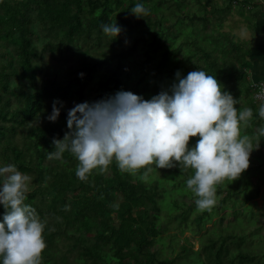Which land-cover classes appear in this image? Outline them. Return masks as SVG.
Instances as JSON below:
<instances>
[{
	"label": "trees",
	"instance_id": "trees-1",
	"mask_svg": "<svg viewBox=\"0 0 264 264\" xmlns=\"http://www.w3.org/2000/svg\"><path fill=\"white\" fill-rule=\"evenodd\" d=\"M138 2L148 9L143 17L131 12ZM159 2L0 0V165L14 163L31 177L26 202L47 221V247L41 264H52V257L55 264H176L175 257L154 250L168 230L165 214L178 223L176 232L198 236L208 222L220 217L224 220L227 214L234 217L236 209L261 194L263 170L255 176L254 190L240 186L235 190L229 181H222L211 211L204 210L190 219L196 197L189 188L186 192L180 186L192 169H181L179 181L173 180L171 204L176 210L166 213V175L153 179L154 174L145 178L143 169L136 174L122 172L113 161L106 171L94 170L87 180H81L76 175L78 160L70 152L65 151L62 159L49 158L54 138L63 139L71 131L67 116L72 105L97 101L121 89L150 99L163 90L154 79L165 71L175 77L178 70L187 75L190 67L202 68L217 76L237 99L250 97L245 88L246 47L221 25H213L228 15L232 0L225 1L224 7L212 5V0H195L197 13L178 5L181 14L173 24L158 16ZM116 21L122 27L120 36L105 34L102 25ZM177 27L186 30L178 45L168 35L176 34ZM223 54H229L230 59L221 72L218 56ZM54 60L60 66L56 76L48 73ZM144 91L148 95H143ZM57 98L64 105L53 122L47 116ZM250 104L255 105L254 101ZM261 126L264 118L256 122L251 118L241 128L242 134L250 136L253 148L259 149V154H251L256 163L261 162L257 168H264ZM198 139L192 137L190 146ZM154 169L164 173L168 168ZM181 197L192 203L186 201L183 207ZM228 206L231 211L225 213ZM5 211L0 203V220ZM209 232L202 235L199 248L205 264H261L254 251L231 250L232 246H246L239 236ZM60 245L63 251H59ZM190 247L188 242L184 244L182 253Z\"/></svg>",
	"mask_w": 264,
	"mask_h": 264
},
{
	"label": "clouds",
	"instance_id": "clouds-1",
	"mask_svg": "<svg viewBox=\"0 0 264 264\" xmlns=\"http://www.w3.org/2000/svg\"><path fill=\"white\" fill-rule=\"evenodd\" d=\"M147 11L139 2L131 9L138 17ZM102 28L109 36L119 37L122 31L117 21ZM176 77L150 99L121 89L97 101L76 103L68 109L71 131L63 139L54 138L49 158L62 159L65 151L70 152L78 160L76 175L81 180L94 170L106 171L113 161L122 172L143 169L145 178L153 165L171 168L179 162L182 172L193 170L186 186L197 207L211 211L217 185L225 179L234 181L250 166L253 143L241 127L250 123L253 109L243 107L241 98H234L217 76L202 68L187 75L178 70ZM257 95L264 97V88ZM63 105L55 99L47 118L57 121ZM258 112L264 118V103ZM259 132L264 133V126ZM194 136L199 139L190 146ZM30 180L16 164L0 165V203L7 210L0 220V264H41L47 221L26 202Z\"/></svg>",
	"mask_w": 264,
	"mask_h": 264
},
{
	"label": "rangeland",
	"instance_id": "rangeland-1",
	"mask_svg": "<svg viewBox=\"0 0 264 264\" xmlns=\"http://www.w3.org/2000/svg\"><path fill=\"white\" fill-rule=\"evenodd\" d=\"M212 5L214 6H226L225 1L227 0H212ZM178 5H184L186 6L191 13H197L199 11L198 6L195 2V0H160V2L157 5V14L158 16H162L164 18L167 19V22H169V24H173L178 15L181 14V12H179V9L177 8ZM210 9V8H209ZM228 17L225 15L223 21H219L216 20L213 22V25L218 27V26H222V29L224 31H229L233 34V31L241 38L240 36V32L238 28H235V26L233 25V20L232 19H227ZM235 28V30H234ZM176 34L171 33L168 34L169 37L172 39V42H175L176 45H178L179 43H181L182 41V36L186 30L177 27L175 29ZM168 33V31H167ZM179 35V37H178ZM249 37L253 40H256V37H253L251 35H249ZM243 38V36H242ZM241 38V39H242ZM248 39H246L244 41V43H241L242 46H246L247 48H249L251 46V42L247 41ZM222 46V45H221ZM220 46V47H221ZM244 46V47H245ZM227 47V46H224ZM188 50V49H185ZM217 51V50H216ZM225 53H228L226 48L224 49ZM218 53V51H217ZM229 53H232L231 50L229 51ZM230 59V55L229 54H223V55H219L218 56V64L220 67V71L224 72L226 70V66L228 65V61ZM48 57H46L45 62H47ZM231 60L232 57H231ZM50 66L51 68L48 70V73L50 75L56 76L58 69L60 68L59 66V62L54 60L50 62ZM189 65H186L185 68L189 69ZM194 70L190 67L189 71ZM48 73L46 75H48ZM45 75V74H44ZM97 74L95 75L94 80L97 79ZM46 77V76H45ZM177 79V77H171L168 75V72L165 71L163 72L158 78L154 79V81L159 84V86H161V88L164 90L166 88H169L171 86V84ZM95 82V81H94ZM92 85H94V83H92ZM248 88V83L245 84V88ZM250 91H253L250 90ZM147 91L142 92L143 95H148L146 94ZM234 96V95H233ZM234 98H236V96H234ZM86 99H89V95H86ZM237 99V98H236ZM240 99V98H238ZM250 101H253L252 97H250ZM74 105H72L73 107ZM236 106H239V104H237ZM71 107V108H72ZM237 108V109H239ZM243 128V125L242 127ZM242 131V129H241ZM254 154H259L258 150H256V148H254V150L252 151ZM251 157V156H250ZM256 160H252L250 159V168L249 171L248 169H246L240 177H238L237 179H235L234 181L231 179H225L224 181H229V186L232 187L235 190H238V187L240 186L242 189H251L254 190L253 188L255 187L254 184V179L256 174H260L259 170H263L264 172V168H257L259 166V163L261 164V162H255ZM153 170L149 173V175H153L154 178H161L160 176L163 177V175L168 176L166 178V180L163 179L164 185L167 186V193H166V197L165 200L163 201V205L166 209V213H171L172 211H175L176 208L171 204V200H172V193L173 192V188L171 187L173 180L175 179L176 182L179 181L180 178H178L177 176L179 175L181 168L180 166H178V162H176V166L175 167H171L168 168L164 173L163 172H157L154 169V165L152 166ZM264 167V166H263ZM152 176V177H153ZM186 180L187 179H183L181 180V186L180 187H184V191L188 192V187H185L186 185ZM186 188V189H185ZM174 191H179L180 189H176ZM236 193V192H234ZM264 195V194H262ZM262 195H260L256 200H254L253 202H249L246 205H243L242 208L236 209L235 211V216H230V214H227V217L222 220V218H215L212 222H208L203 228L201 233L198 236H192L190 232H186L183 233L181 235V232H176V226H178L177 222H174L170 217H168V215L165 214L166 216V220H167V226H168V230H166V232L163 235V238L161 239V241H159L157 243V245L154 247V250H158L163 252V256H170V257H175V263L176 264H205L204 260L202 258V255L200 254V246L203 243V237L202 235L206 234L207 231L210 234V230L214 231L215 233H223V237H227L229 234L230 235H236L239 236L240 241H245L244 245L242 248H237V247H233V249H231L234 253H236L238 250H244V251H254L255 254H257L258 257H261L260 262L261 264H264V201L263 198L261 197ZM180 201V205H182L183 207H185V203L184 202H188V203H192V200L190 201L189 199L185 198V197H181L179 198ZM237 202L239 203V200L237 199ZM194 206L191 209L190 212V219L194 218L195 215L197 213H202L204 210H201L197 207L196 203H193ZM263 210H262V209ZM182 210V209H180ZM231 211V207L228 206L227 207V211L225 213H228ZM222 213V214H225ZM162 216H164V214H162ZM164 216V218H165ZM190 224V222H189ZM195 226V224H194ZM222 229V230H221ZM175 235V236H174ZM206 237V235L204 236V238ZM215 237V236H214ZM216 238V237H215ZM186 239H188L189 241H187ZM236 242L237 240L234 239ZM162 242V243H161ZM190 244V251L186 252L185 254L182 253V247L184 244ZM235 242V243H236ZM236 246V245H235ZM64 247H62L60 245V249L59 251H63ZM55 257H57L56 255H54ZM52 257V256H51ZM56 259L54 257H52V264H55Z\"/></svg>",
	"mask_w": 264,
	"mask_h": 264
},
{
	"label": "crops",
	"instance_id": "crops-1",
	"mask_svg": "<svg viewBox=\"0 0 264 264\" xmlns=\"http://www.w3.org/2000/svg\"><path fill=\"white\" fill-rule=\"evenodd\" d=\"M264 0H239L237 4L232 3L230 12L227 15V19L233 20L235 28L239 29L241 39L234 31L233 34L240 43H244L246 39L251 42L249 48L246 47L247 53V68L245 72L247 74L246 83H248V91L253 89L255 84L264 81ZM225 20V19H224ZM234 28V30H235ZM249 35L256 37L253 40ZM243 46V48H245ZM250 97H252V91H250ZM250 97L242 95L241 102L243 107H251L253 109V121L261 120L259 116V105L252 106L250 104ZM241 107V105H239ZM257 124V123H256ZM256 150H259L256 147ZM264 155V146L260 151ZM252 160L253 157H250ZM261 194H264V183L261 184ZM261 197H264L262 195ZM264 201V198H263ZM262 209V208H261ZM263 210V209H262ZM264 211V210H263Z\"/></svg>",
	"mask_w": 264,
	"mask_h": 264
},
{
	"label": "built area",
	"instance_id": "built-area-1",
	"mask_svg": "<svg viewBox=\"0 0 264 264\" xmlns=\"http://www.w3.org/2000/svg\"><path fill=\"white\" fill-rule=\"evenodd\" d=\"M238 1L239 0H232V3L237 4ZM263 12H264V9H263ZM262 88H264V81L258 84H255L253 86V91H252V98H253L254 104L259 105V106L261 103H264V97H260L257 95V93H259Z\"/></svg>",
	"mask_w": 264,
	"mask_h": 264
}]
</instances>
